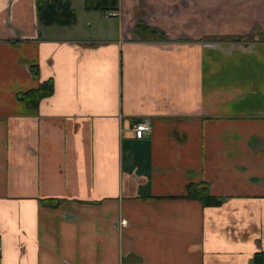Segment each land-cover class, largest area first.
Segmentation results:
<instances>
[{"label":"crops","instance_id":"1","mask_svg":"<svg viewBox=\"0 0 264 264\" xmlns=\"http://www.w3.org/2000/svg\"><path fill=\"white\" fill-rule=\"evenodd\" d=\"M67 1L0 0V264H254L264 0Z\"/></svg>","mask_w":264,"mask_h":264},{"label":"trees","instance_id":"2","mask_svg":"<svg viewBox=\"0 0 264 264\" xmlns=\"http://www.w3.org/2000/svg\"><path fill=\"white\" fill-rule=\"evenodd\" d=\"M86 3L88 7L108 10L116 8L117 0H86ZM43 13L46 16V21L54 20L58 24H70L75 19V13L67 0H38V19L43 20ZM48 88H50V84L45 83L42 88L25 92L21 98L28 106H34ZM188 195L199 198L204 204H218L221 201V199L210 195L203 185H190ZM254 264H264L263 252L256 254Z\"/></svg>","mask_w":264,"mask_h":264},{"label":"built area","instance_id":"3","mask_svg":"<svg viewBox=\"0 0 264 264\" xmlns=\"http://www.w3.org/2000/svg\"><path fill=\"white\" fill-rule=\"evenodd\" d=\"M109 15H112V13L105 14V17H108ZM130 130L135 139H143L151 132L150 120L148 118H141L132 123Z\"/></svg>","mask_w":264,"mask_h":264},{"label":"rangeland","instance_id":"4","mask_svg":"<svg viewBox=\"0 0 264 264\" xmlns=\"http://www.w3.org/2000/svg\"><path fill=\"white\" fill-rule=\"evenodd\" d=\"M118 1V0H117ZM113 14H115V13H113Z\"/></svg>","mask_w":264,"mask_h":264}]
</instances>
